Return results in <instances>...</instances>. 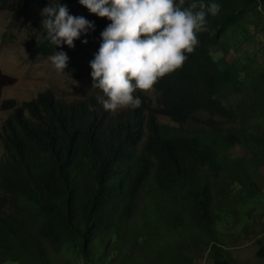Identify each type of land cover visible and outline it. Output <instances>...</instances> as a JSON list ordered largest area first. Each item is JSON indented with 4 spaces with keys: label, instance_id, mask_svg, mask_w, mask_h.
<instances>
[{
    "label": "trees",
    "instance_id": "trees-1",
    "mask_svg": "<svg viewBox=\"0 0 264 264\" xmlns=\"http://www.w3.org/2000/svg\"><path fill=\"white\" fill-rule=\"evenodd\" d=\"M200 2L221 11L207 17L183 68L158 83L156 107L139 93L140 108L112 114L96 96L66 100L51 90L1 103L9 113L0 123V188L14 212L0 210V264H118L139 237L152 253L182 255L174 264H191V251L235 264L229 254L251 230L264 257V224L251 229L255 214L264 217V67L242 71L225 59L252 35L249 22L264 29V0ZM60 3L94 23L81 36L91 61L110 21L79 0ZM45 36L33 46L47 56L57 47ZM236 147L243 155L231 153Z\"/></svg>",
    "mask_w": 264,
    "mask_h": 264
},
{
    "label": "clouds",
    "instance_id": "clouds-1",
    "mask_svg": "<svg viewBox=\"0 0 264 264\" xmlns=\"http://www.w3.org/2000/svg\"><path fill=\"white\" fill-rule=\"evenodd\" d=\"M90 14L107 19L102 42L90 61L93 89L106 112L138 109L142 100L137 92L160 93L161 79L181 70L199 46V35L207 32L209 15L221 11L218 3L200 0H79ZM41 31L56 47H75L82 35L94 31V23L69 14L68 7L49 0L41 11ZM87 44L85 39L82 41ZM54 69L65 73L67 53L48 57ZM158 99V97H157ZM155 107L157 102H153ZM89 110L94 108L89 105Z\"/></svg>",
    "mask_w": 264,
    "mask_h": 264
},
{
    "label": "rangeland",
    "instance_id": "rangeland-1",
    "mask_svg": "<svg viewBox=\"0 0 264 264\" xmlns=\"http://www.w3.org/2000/svg\"><path fill=\"white\" fill-rule=\"evenodd\" d=\"M49 6L48 0H32L28 4H23L21 0H0V123L8 116V111L1 108L4 100L14 101L22 105L33 99L38 93L45 90L55 92L62 99L70 100L84 98L88 96L98 97V90L92 87L90 56L94 50L89 48L82 41V38L75 41V47L69 48L67 45L57 47L54 52L63 51L69 57L68 67L65 73L57 72L48 60L50 55L37 54L33 44L41 36V11ZM264 25V15L262 18ZM257 20L249 22L250 35L244 40L241 49L236 54L233 49L225 56L227 62H235L237 68L249 72L259 64L264 67V29L257 30L255 23ZM248 55H241L242 52ZM215 60H220L222 54L215 52ZM264 92V89H263ZM142 92H137V95ZM246 93V92H245ZM144 94V93H143ZM152 102H157V92L145 94ZM141 99V98H140ZM235 106L240 107L238 97L230 100ZM201 123H205L208 117L203 114ZM160 121H169L167 117L159 115ZM218 123L225 126L237 125L230 120L218 119ZM235 155H243V151L236 147L231 150ZM4 154V148L0 141V160ZM260 173L264 176V167L260 168ZM0 210L4 212H14L7 195L0 188ZM255 224L251 229H260L264 224V217L255 214L252 218ZM263 219V220H262ZM138 221V220H137ZM262 230L256 231V233ZM255 233V234H256ZM252 230L249 236L242 234L237 240V245L229 256L235 264H264V257L255 255L258 245L254 242ZM264 242V235L262 237ZM152 241L143 244L141 238L137 239L135 246L128 245L119 256L118 264H162L163 261L173 263L174 253L171 247H164L159 250L154 249ZM151 253V254H149ZM155 254H157L155 256ZM154 256V257H151ZM191 264H214V260L207 258L205 253L197 254L190 252ZM179 257L182 258V255ZM9 264V263H7ZM174 264V263H173Z\"/></svg>",
    "mask_w": 264,
    "mask_h": 264
},
{
    "label": "bare ground",
    "instance_id": "bare-ground-1",
    "mask_svg": "<svg viewBox=\"0 0 264 264\" xmlns=\"http://www.w3.org/2000/svg\"><path fill=\"white\" fill-rule=\"evenodd\" d=\"M202 112V111H201Z\"/></svg>",
    "mask_w": 264,
    "mask_h": 264
}]
</instances>
